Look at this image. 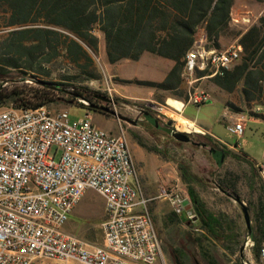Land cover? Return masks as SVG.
<instances>
[{
	"label": "trees",
	"instance_id": "trees-1",
	"mask_svg": "<svg viewBox=\"0 0 264 264\" xmlns=\"http://www.w3.org/2000/svg\"><path fill=\"white\" fill-rule=\"evenodd\" d=\"M254 1L264 4V0ZM235 3L236 0H0V31H7L0 36V110L10 106L39 108L60 101L86 107L80 99L87 100L92 109L97 97L103 95L83 84L99 79L91 55L99 51L101 39L97 32L103 34L110 63L135 61L144 53L173 61L167 80L156 86L181 99L182 92L176 91L182 85L185 58L202 32L209 48L221 49L225 41H236L242 47L239 62L214 81L228 94L239 93L247 107H261L262 112H252L251 116L264 120V14L246 30H239L233 24ZM180 170L194 207L192 215L199 222L192 226L198 229L195 244L207 264H222L214 253L221 245L236 255L243 247L240 227L237 221L228 220L227 214L209 211L193 187L194 176L184 166ZM219 187L234 194L233 184ZM253 201L254 223L247 235L254 241L255 257L260 262L264 186L258 200ZM167 220L173 225L183 223L176 212H171ZM235 264L244 262L238 258Z\"/></svg>",
	"mask_w": 264,
	"mask_h": 264
},
{
	"label": "built area",
	"instance_id": "built-area-1",
	"mask_svg": "<svg viewBox=\"0 0 264 264\" xmlns=\"http://www.w3.org/2000/svg\"><path fill=\"white\" fill-rule=\"evenodd\" d=\"M207 50H214L211 66H203ZM241 55L239 44L209 48L202 35L185 58L183 75L189 88L184 108L210 102V94L197 83L224 75ZM108 91L112 96V89ZM80 102L87 111L73 123L65 109L0 110V264H166L149 210L154 199L132 183L138 169L126 132L116 135L98 127L90 103ZM164 108L157 105L159 111ZM227 127L240 138L245 119ZM89 189L105 201L102 246L64 232ZM162 197L177 214L185 211L188 198L182 194L164 190ZM260 260L264 263V244Z\"/></svg>",
	"mask_w": 264,
	"mask_h": 264
},
{
	"label": "rangeland",
	"instance_id": "rangeland-1",
	"mask_svg": "<svg viewBox=\"0 0 264 264\" xmlns=\"http://www.w3.org/2000/svg\"><path fill=\"white\" fill-rule=\"evenodd\" d=\"M263 14L264 4L254 0H236L232 12L233 24L239 30H246ZM6 32L0 31V36ZM97 35L101 39L99 51L91 52V55L99 79L87 81L83 86L109 97L108 107L127 120L119 119L107 111L92 110L93 122L111 134H120L122 130L126 132L138 169V178L133 179L132 183L135 186L139 184L146 196L155 198L149 203V210L162 242L161 258L165 259L166 264H177V259L182 264H207L194 241L197 231L190 224L184 228L167 220V216L173 211L162 197L164 190L176 191L190 200L188 185L182 178L180 170V166H184L195 178L193 187L199 197L214 211L218 213L224 211L235 217L240 227L242 249L238 250L236 255H231L219 245L214 253L218 260L222 264H235V261L241 258L244 264H252L249 254L254 241L251 239L250 245L247 246L250 239L247 235L248 227L242 206L237 199H241L248 208H251L253 207L251 201H257L263 191L264 122H257L253 119L255 117L251 116L252 112L259 113L263 109L260 107L261 111H257L259 107H247L241 101L239 93L228 94L219 89L214 78H205L197 83V86L210 94V102L201 105L189 103L183 112L184 117L194 121L203 133L181 131L179 123L166 114L167 111L177 113L168 104L169 98H176L172 92L156 86L167 80L174 62L152 53H144L135 61L124 59L110 63L103 34L97 32ZM201 36L202 32L199 33L198 39ZM236 45H238L236 41H225L221 49ZM202 75L198 74L197 77ZM182 80V85L176 93L182 92L183 97L176 100L185 102L189 85L183 74ZM109 88L112 89V96ZM157 105L164 106V110L159 111ZM47 107L54 111L67 110L72 123L84 117L87 111V108L81 105L61 101ZM145 112H151L154 116L159 115L165 122L171 121L176 127L175 130L190 133L191 141H178L169 132L157 130L155 123L153 127L150 126L146 123ZM240 118L245 119V133L239 138L231 133L227 126ZM136 122L142 124L137 126ZM210 136L216 137L224 144L239 146L240 150L236 153L228 151L219 142L210 139L212 138ZM221 149L227 151L228 155L224 164L218 165L214 154L219 152L224 156L225 153ZM220 184L223 186L233 184L235 195L230 191L225 193L220 189ZM104 207V198L97 191L89 189L84 193L76 214L70 216L69 224L80 225L83 227L81 233L86 238L96 241L103 235L100 225L105 220ZM226 254L228 258L224 256ZM253 255V264H263L256 262L255 254ZM157 264L164 262L158 261Z\"/></svg>",
	"mask_w": 264,
	"mask_h": 264
},
{
	"label": "crops",
	"instance_id": "crops-1",
	"mask_svg": "<svg viewBox=\"0 0 264 264\" xmlns=\"http://www.w3.org/2000/svg\"><path fill=\"white\" fill-rule=\"evenodd\" d=\"M202 35H203V33H202ZM183 102V101H182ZM186 108V107H185ZM185 108H183V110H182V116H185L184 114H183V112H184V110H185ZM253 119H256V121L258 122H264V120H262V119H257V118H253ZM189 120V119H188ZM191 122H194V121H192V120H190ZM195 123V122H194ZM196 124V123H195ZM197 125V124H196ZM214 140H216L217 142H219L222 146H224L228 151H232L233 153H236L237 151H239L240 150V148H239V146H232V145H228V144H224V143H222L220 140H218L216 137H214V136H211ZM227 152V151H226ZM241 153L244 155V156H246L245 155V153H244V151L243 150H241ZM227 155L228 154H226V156H223V155H221V153H219V154H215V156H214V158L217 156V157H219V160H217L216 158H215V160H216V162H217V164L218 165H223L224 164V161H225V159H226V157H227ZM246 158H247V156H246ZM248 159V158H247ZM249 160V159H248ZM229 191H227V192H225V193H228ZM231 195V194H230ZM232 196V195H231ZM147 197L148 198H150V199H155V198H151L150 196H148L147 195ZM165 200V199H164ZM200 200L205 204V206H206V208L209 210V211H211V212H215V213H218V212H216V211H214L213 209H211L207 204H206V202L203 200V199H201L200 198ZM165 201H167V200H165ZM242 201V200H241ZM168 202V201H167ZM243 202V201H242ZM169 203V202H168ZM244 203V202H243ZM170 204V203H169ZM245 204V203H244ZM241 205V204H240ZM246 205V204H245ZM79 206V205H78ZM78 206L76 207V209L73 211V213L72 214H76V212H77V210H78ZM242 206V205H241ZM170 207H171V210L174 212V209H173V207H172V205L170 204ZM246 207L248 208V206L246 205ZM194 210V207H193V204H192V202L189 200V201H187V203H186V207H185V211L180 215V217H181V219L183 220V223L182 224H180V225H178V226H181V227H184V228H186L187 226L186 225H188V224H190L191 226H193V225H198L199 224V222H198V219H197V217H194V219H193V221H192V223L191 222H189V219H190V217H191V214H192V211ZM242 210H243V206H242ZM248 212H249V216H250V221H251V224H253L254 223V214H253V211H252V209L251 208H248ZM104 213H105V207H104ZM222 213H225V214H227L228 215V220H235V221H237L236 220V218L235 217H233V216H230L227 212H224V211H222ZM243 214H244V219H245V222H246V217H245V213H244V211H243ZM104 216H105V214H104ZM104 222V221H103ZM102 222V223H103ZM101 223V224H102ZM246 224H247V222H246ZM101 226V225H100ZM247 227H248V225H247ZM83 229V227H80V225H77V224H69V221L66 223V225H65V227H64V232L68 235H72V236H75V237H77V238H79V239H81V240H83V241H85L88 245H90V246H102L103 244H104V234L102 235V237L101 238H97L96 239V241H92L91 239H89V238H86L82 233H81V230ZM196 231L198 230V229H195ZM103 233V232H102ZM251 239V238H250ZM264 244V243H263ZM262 244V245H263ZM253 254H255V250H254V248L253 249H251V251H250V262L253 264L254 263V258H252L254 255ZM255 260H256V262H258L257 261V259H256V257H255ZM260 262H261V260H260ZM264 264V263H263Z\"/></svg>",
	"mask_w": 264,
	"mask_h": 264
},
{
	"label": "bare ground",
	"instance_id": "bare-ground-1",
	"mask_svg": "<svg viewBox=\"0 0 264 264\" xmlns=\"http://www.w3.org/2000/svg\"><path fill=\"white\" fill-rule=\"evenodd\" d=\"M213 61H214V50H207L205 56H203V66H211ZM168 104L174 110H176L177 113L167 111L166 114H168L172 119H174L179 123V127L181 131L183 130L185 132L203 133V130L199 126H197L194 122L188 120L186 117L182 116L181 111L184 108V102L173 98H169Z\"/></svg>",
	"mask_w": 264,
	"mask_h": 264
},
{
	"label": "flooded vegetation",
	"instance_id": "flooded-vegetation-1",
	"mask_svg": "<svg viewBox=\"0 0 264 264\" xmlns=\"http://www.w3.org/2000/svg\"><path fill=\"white\" fill-rule=\"evenodd\" d=\"M97 101H98L99 104L98 103H95L92 106V109L93 110H96V111L99 110L100 111V109L103 108V107L109 108L108 107L109 104H110V98L109 97L104 96V95L103 96H98L97 97ZM149 114H151L154 117L153 122H151L149 120V118L147 117V115H149ZM144 117H145L146 123H148L150 126L153 127L154 126V123H155L156 126H157V130H165V131L169 132L170 135H171V133L173 131L180 132V131L175 130L176 127L174 126L173 123H169V121H166L165 122V121L161 120V117L159 115L154 116L151 112H145L144 113ZM140 124H142V123H140V122H136L135 123V125H137V126H139ZM172 137H174V136H172ZM188 137L190 138V141H191V134L190 133L188 134ZM221 150L225 153L224 156H226L227 152L224 149H221ZM215 154H219V152L218 153H215ZM176 257H178V256H176Z\"/></svg>",
	"mask_w": 264,
	"mask_h": 264
},
{
	"label": "water",
	"instance_id": "water-1",
	"mask_svg": "<svg viewBox=\"0 0 264 264\" xmlns=\"http://www.w3.org/2000/svg\"><path fill=\"white\" fill-rule=\"evenodd\" d=\"M100 110L101 111H107V112H110L112 114H115L119 119L127 120L126 117L120 116L116 111H112L110 108L103 107ZM147 117L149 118V120L151 122H153L154 117L151 114L147 115ZM169 123H172V122L169 121ZM171 135L174 136L178 141H181V142H189L190 141V138L188 137V133L173 131L171 133ZM221 155H222V153H221ZM214 156H215V154H214ZM215 158L217 160H219V157L216 156ZM237 201L243 206V211L245 213L246 222H247L248 228L250 229L251 228V221H250V216H249L248 208L241 201V199L238 198ZM177 264H182L179 259H177Z\"/></svg>",
	"mask_w": 264,
	"mask_h": 264
}]
</instances>
